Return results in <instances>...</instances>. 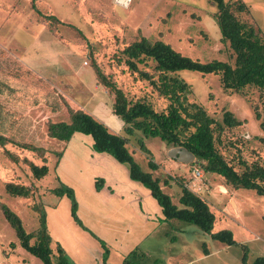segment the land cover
Here are the masks:
<instances>
[{
    "label": "rangeland",
    "instance_id": "obj_1",
    "mask_svg": "<svg viewBox=\"0 0 264 264\" xmlns=\"http://www.w3.org/2000/svg\"><path fill=\"white\" fill-rule=\"evenodd\" d=\"M129 1L123 7L116 0H0V130L9 132L15 143L42 147L49 169L44 178L35 180L28 163L43 164L37 153L8 144V156L0 148V205L20 218L26 233L37 231L43 218L52 251L61 249L69 240L71 233L63 229L69 222L66 211L55 206V195L50 197L52 190L63 186L56 165L57 152L61 156L65 143L48 138L46 126L66 122L68 108L83 110L110 133L126 140V148L142 172L168 181L170 186L161 184L160 188L174 205L181 207L175 180L180 178L183 184L191 186L214 215L212 233L227 230L235 242L227 246L212 241L193 225L172 220L168 221L170 225L163 243L151 242L149 251L154 258L167 247L172 249L167 254L176 256L169 264H187V257L191 261L196 253L203 255L205 248L211 255L203 264H242L244 255L247 264L264 258V197L249 190L225 188L223 179L205 173L197 160L189 165L178 163L168 157L169 148L156 137L146 138L137 132L128 135L126 126L112 113V93L100 86L95 75L97 67L129 99H143L155 111L164 110L167 101L149 82L140 80L117 62L119 52L140 35L151 42L168 44L180 55L200 63L227 62L229 52L221 43L212 17L215 7L208 0ZM241 1L249 7L264 35V0ZM176 75L191 87L190 102L199 105L217 122H221L224 111L231 112L241 122L239 127L225 130L220 136L217 148L228 161L235 166L238 160L246 164L264 162V147L258 140L263 134L253 114L258 101L255 91L225 92L216 75L192 71H179ZM74 137L89 139L81 134ZM71 147L79 150L72 143ZM194 170L200 173L198 180L194 178ZM7 183L33 187L32 196L11 197L5 192ZM220 187L226 192H221ZM230 199L236 202L237 210L233 209ZM69 218L77 226L81 223L72 216L71 205ZM53 227L59 231L58 241L50 235ZM80 229L97 240L86 228ZM181 230L184 232L179 233ZM88 239L79 246L98 252L90 244L93 242H88L93 240ZM75 252L84 253V250L77 248ZM102 254L105 262L108 253ZM65 257L69 264H75L67 254ZM52 262L57 263L53 255ZM0 264H42L18 245L1 211Z\"/></svg>",
    "mask_w": 264,
    "mask_h": 264
},
{
    "label": "trees",
    "instance_id": "obj_2",
    "mask_svg": "<svg viewBox=\"0 0 264 264\" xmlns=\"http://www.w3.org/2000/svg\"><path fill=\"white\" fill-rule=\"evenodd\" d=\"M208 2L215 7L212 17L217 24L221 43L229 52V61L214 60L200 63L180 55L168 44L160 41L151 42L140 35L134 37L119 52L117 62L123 64L129 73L136 74L140 80L149 82L157 94L167 101L164 110L155 111L152 105L143 99L135 101L129 99L124 91L97 67L96 80L100 86L112 93V113L126 126L125 132L128 135L137 132L146 138H158L169 149L184 148L200 163L205 173L221 177L225 188L249 190L264 197V162L259 160L246 164L238 160L235 166L217 148L221 134L225 130L236 129L241 122L228 111H224L221 122H217L199 105L190 102L191 87L176 75L179 71L216 75L225 92L241 94L247 90L255 91L258 101L257 106L253 108V114L254 119L260 123L263 135L258 140L264 147V35L256 26L249 7L243 1L208 0ZM47 18L54 20L53 17ZM67 111L66 122L47 123L48 138L68 143L74 134L88 136L95 153L107 154L115 162L125 164L128 167L129 178L150 191L165 221L177 220L191 224L208 235L212 241L227 246L234 245L229 231L212 233L214 215L208 204L189 190L180 178L175 180L179 188L178 203L181 205L177 207L171 202L170 196L161 191L160 185H168V181L154 179L150 173L142 172L129 154L124 138L110 133L103 124L83 110L68 108ZM15 142L9 132L0 130V148L3 153L10 155L6 150L8 144L15 145L23 151L37 153L43 164L38 166L28 163V167L35 180L44 178L49 169L42 147L33 143L31 145ZM57 154L60 157L58 152ZM99 182L102 181L98 180ZM96 188H99V184H96ZM5 192L11 197L28 199L32 196L33 187L7 183ZM53 192L58 197L66 196L70 200L72 216L77 219L72 189L62 186ZM0 211L13 229L18 245L24 251L40 260L42 264H54L52 255L56 258V264H69L60 248L55 252L50 248V238L43 227V218L38 217L42 225L37 231L26 233L15 213L4 205H0ZM203 252L206 254L205 249ZM136 259L137 254L131 252L122 264H134ZM241 263L247 264L245 255ZM250 264H264V258H256Z\"/></svg>",
    "mask_w": 264,
    "mask_h": 264
},
{
    "label": "crops",
    "instance_id": "obj_3",
    "mask_svg": "<svg viewBox=\"0 0 264 264\" xmlns=\"http://www.w3.org/2000/svg\"><path fill=\"white\" fill-rule=\"evenodd\" d=\"M13 11L18 13L15 9ZM75 135L77 134L64 144L65 148L61 158L59 157L56 172L62 185L73 191L76 216L81 222L78 226L86 228L97 240L81 230L72 218L70 220V200L66 196H56L52 190L50 197L55 195V206H60L64 212L66 211L65 218L69 221L63 227L65 231L71 233L69 240L61 248L65 256L67 254L75 264H122L131 252H135L137 259L134 260V264H169L170 260L176 258L175 255L167 254L169 250L172 251L171 248L167 247L155 258L149 251L152 248V241L157 245L163 243L170 225L163 219L161 209L150 191L129 178L126 165L116 163L107 154L95 153L90 138H75ZM71 143L79 147V150H71L73 148ZM98 180L102 182L98 183ZM96 184H99V188H96ZM185 185L194 192L191 186ZM219 190L226 192L224 187H220ZM229 202L233 209L237 210L236 202L233 199ZM46 205L43 206L46 208ZM183 232L181 230L179 233ZM50 235L52 240L58 241L59 231L56 228L53 227ZM88 238L93 240L88 242H93L90 244L97 247L98 252L80 247L84 240H89ZM69 242L73 243V247H70ZM77 248L84 250V253L75 252ZM205 250L206 254L196 253V257L191 256L193 259L191 261L187 257V264L206 262L211 254L206 248ZM101 252L108 253L105 262Z\"/></svg>",
    "mask_w": 264,
    "mask_h": 264
},
{
    "label": "water",
    "instance_id": "obj_4",
    "mask_svg": "<svg viewBox=\"0 0 264 264\" xmlns=\"http://www.w3.org/2000/svg\"><path fill=\"white\" fill-rule=\"evenodd\" d=\"M168 157L171 159H175L178 163L184 165H189L194 161V156L186 149L181 147L169 149Z\"/></svg>",
    "mask_w": 264,
    "mask_h": 264
},
{
    "label": "bare ground",
    "instance_id": "obj_5",
    "mask_svg": "<svg viewBox=\"0 0 264 264\" xmlns=\"http://www.w3.org/2000/svg\"><path fill=\"white\" fill-rule=\"evenodd\" d=\"M117 4L125 7L130 1L129 0H116Z\"/></svg>",
    "mask_w": 264,
    "mask_h": 264
},
{
    "label": "built area",
    "instance_id": "obj_6",
    "mask_svg": "<svg viewBox=\"0 0 264 264\" xmlns=\"http://www.w3.org/2000/svg\"><path fill=\"white\" fill-rule=\"evenodd\" d=\"M193 174H194V178H195L196 180H198V179L200 178V173H199L197 170H194V171H193Z\"/></svg>",
    "mask_w": 264,
    "mask_h": 264
}]
</instances>
